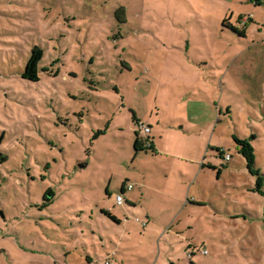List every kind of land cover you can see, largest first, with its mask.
Segmentation results:
<instances>
[{"label": "rangeland", "instance_id": "374dc122", "mask_svg": "<svg viewBox=\"0 0 264 264\" xmlns=\"http://www.w3.org/2000/svg\"><path fill=\"white\" fill-rule=\"evenodd\" d=\"M144 122L155 154L134 150ZM232 135L254 137V169ZM87 256L264 264V0H0V264Z\"/></svg>", "mask_w": 264, "mask_h": 264}, {"label": "trees", "instance_id": "16d2710c", "mask_svg": "<svg viewBox=\"0 0 264 264\" xmlns=\"http://www.w3.org/2000/svg\"><path fill=\"white\" fill-rule=\"evenodd\" d=\"M119 13H123L122 11H119L116 13V17H118ZM120 15V14H119ZM227 19L222 21V25L223 27H226L228 29H230L231 31L237 33L240 37H245V31L244 30H237V28L230 26L228 24ZM43 58V51L39 46H34L32 47V49L30 50V55L29 58L25 64V68L23 73L21 74V78L23 80H27L29 82H38L39 81V71H40V62L42 61ZM252 138H246V139H240L236 136H232V140L235 143V145L238 147V153L246 160V165L249 168V170L254 169V164H255V157H254V149L252 147V145L250 144L251 140L254 139L253 136H251ZM142 144L140 143L139 139H138V134L135 133V139H134V150L136 152L139 151H147V150H153L152 145H150L149 148H144L141 146ZM221 154H219V157H221ZM3 161L5 160V158L2 159ZM202 167H205L204 165H202ZM210 169H215V168H211L208 167ZM223 168H217L216 170L218 171V175L220 174L221 170ZM119 192H123V189H119ZM54 194L52 193V191L50 189H48L45 193V195L43 196V200H44V204L41 206V208L43 206H45L46 204L51 203V201L53 200ZM191 204H196L198 205V203H191ZM104 214H106L108 216V218H110L111 221H113L114 223H119V221L114 218L109 212H105L102 211Z\"/></svg>", "mask_w": 264, "mask_h": 264}, {"label": "crops", "instance_id": "0c3cea01", "mask_svg": "<svg viewBox=\"0 0 264 264\" xmlns=\"http://www.w3.org/2000/svg\"><path fill=\"white\" fill-rule=\"evenodd\" d=\"M258 5H260L261 3H260V1H258ZM200 102V101H199ZM189 107H191V110H189L188 111V117H187V123L188 124H194V125H196V127L197 128H199L200 130H199V132H203V134H205V129H204V131L203 130H201V129H203V127L205 128L207 125H208V123H209V121L208 120H206V119H204V120H202L201 119V116H203L204 117V114L203 115H201L200 117H197L196 115H194V114H192L193 112H195V111H198V110H200L198 107H196L195 105H189ZM208 119H212V117H207ZM220 122V120L218 119V121L216 122V123H219ZM210 123H213L212 121H210ZM144 124H146L149 128H150V132L145 136L150 142H151V145H152V148H153V150H151V151H153V154H155L154 153V150H157L156 148H157V138L158 137H164V135H156V134H152V129H151V125L149 124V123H147V122H144ZM189 128H191L190 126H188ZM215 130H216V126H215V128H214ZM137 134L138 135H140V132H137ZM214 135H199V139H200V137H202L203 138V141H206V137H213ZM232 136H234V135H232ZM231 136V137H232ZM236 137H238V138H240V136H236ZM246 138H248V137H246L245 135L244 136H242L240 139H246ZM138 139H140V137H138ZM140 141V140H139ZM144 148H146V147H144ZM199 157V156H198ZM202 165H204V163H201L200 164V172L201 171H203L204 170V167H202ZM205 166V165H204ZM168 170H169V168H167ZM166 169V170H167ZM180 174H181V176L183 177V179H182V182L183 183H181V186L183 185V184H185V181H184V178L185 177H188V179H187V182H186V184H188V185H190V178H189V176L186 174V172L184 171V172H181L180 171ZM127 185H130V183L128 182V181H125V182H123L122 184H121V187H120V189H123V192H119V194H121L122 195V197H123V199H124V201H123V204H124V206L128 209V210H130V211H133L134 209H136V203L134 202V201H131V203H127L126 202V197H125V193L126 192H130V191H132L133 190V187H132V189L131 190H128L127 189ZM119 194H117V195H119ZM193 201H195V200H193ZM180 202H182L183 204L184 203H189L190 201H189V199H186L185 200V202L183 201V196H182V198L180 199ZM193 203H196V202H193ZM116 204V203H115ZM122 204V205H123ZM117 205V204H116ZM117 206H121V205H117ZM111 214V213H110ZM145 215H144V217H145V220H146V222L148 223L149 222V220H151L152 219V216H153V214H151V212L149 211V210H146L145 211V213H144ZM114 218H116L118 221H119V223H115V224H120L121 223V220H120V218L119 217H117L116 215H114V214H111ZM146 226V224H142V227H145ZM86 262H87V264H91V258L90 257H86ZM193 264H194V262H193Z\"/></svg>", "mask_w": 264, "mask_h": 264}, {"label": "built area", "instance_id": "2783aa9c", "mask_svg": "<svg viewBox=\"0 0 264 264\" xmlns=\"http://www.w3.org/2000/svg\"><path fill=\"white\" fill-rule=\"evenodd\" d=\"M139 129H140V135H145L146 136L150 132V128L146 124H143V123L139 124ZM145 136L140 137L139 140H140V143L143 145V147L149 148L150 145H151V142ZM229 159H230V156L228 154H225V160H229ZM132 187L133 186L131 184L127 185V189L128 190H131ZM123 201H124V199H123L121 194L116 195L115 203L117 205H122ZM204 253H206V252H204ZM104 264H110L109 260L107 259L104 262Z\"/></svg>", "mask_w": 264, "mask_h": 264}]
</instances>
